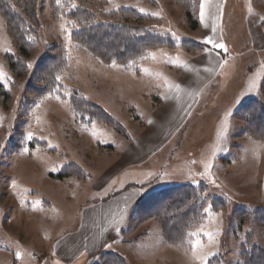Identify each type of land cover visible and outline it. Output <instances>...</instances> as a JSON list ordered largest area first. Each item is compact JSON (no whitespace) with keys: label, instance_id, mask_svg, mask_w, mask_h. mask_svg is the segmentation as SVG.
<instances>
[{"label":"rangeland","instance_id":"374dc122","mask_svg":"<svg viewBox=\"0 0 264 264\" xmlns=\"http://www.w3.org/2000/svg\"><path fill=\"white\" fill-rule=\"evenodd\" d=\"M1 1L0 264H69L55 254L58 240L81 229L86 209L132 181L146 196L203 185L208 203L180 245L163 237L159 220L133 213L108 247L126 264H244L249 247L264 250V139L240 112L263 99L264 52L254 50L250 29L253 20L264 23V0H227L219 77L165 148L101 191L95 185L114 174L130 140H142L145 121L163 109L178 69L205 49L201 24L190 30L177 0H37L34 18L17 0ZM80 6L93 17V47L111 41L118 27L126 48L103 55L88 47L80 39ZM145 34L161 40L140 51ZM89 257L85 251L72 264Z\"/></svg>","mask_w":264,"mask_h":264},{"label":"crops","instance_id":"0c3cea01","mask_svg":"<svg viewBox=\"0 0 264 264\" xmlns=\"http://www.w3.org/2000/svg\"><path fill=\"white\" fill-rule=\"evenodd\" d=\"M226 2L201 0L199 20L202 36L198 39L205 49L178 69V79L165 91L167 97L160 103L163 109L156 110L154 117L145 121L147 129L142 140H130L132 145L124 150L122 159L117 163L119 168L111 176L106 173L102 181L95 185L96 191L106 189L115 177L120 176L118 172H123L126 167L143 163L151 159L156 151L165 148L183 126L184 119L199 103L205 88L219 77L226 64L222 55L224 53L220 50V46L225 47L222 24ZM250 35L255 40L254 50L257 53L264 52V23L261 20H253ZM205 40L211 41V44H205ZM122 187L107 202L82 213L81 229L76 234L58 240L54 249L58 257L72 264L86 251L90 254L89 264L97 261L108 247L119 242L129 217L142 198L146 197L142 184L136 185L132 181L127 190Z\"/></svg>","mask_w":264,"mask_h":264},{"label":"trees","instance_id":"16d2710c","mask_svg":"<svg viewBox=\"0 0 264 264\" xmlns=\"http://www.w3.org/2000/svg\"><path fill=\"white\" fill-rule=\"evenodd\" d=\"M36 2L37 0H17L23 11L29 13L31 17H36ZM201 0H197L193 3V0H177V4L183 6L187 11V20L191 26L192 31H198L200 28V23L198 20L199 14V7ZM7 7L3 4L0 0V11H4ZM80 9H84L83 6H80ZM80 9H77L80 10ZM89 10L84 9L81 11L80 14L77 16L80 18L81 23L83 26V33L80 36V39L86 43L88 47L95 46L92 45V40L98 39L97 34H91L90 30V23L93 17L88 14ZM78 13V12H77ZM6 16L10 19L9 11H6ZM131 15L135 18L136 13L132 12ZM14 23V20H11ZM89 24V25H88ZM88 26V28H87ZM87 28V29H86ZM86 29V30H85ZM111 34H116V37L111 39V41L99 40L103 45H99L97 47H93L95 50H101L103 55H111L112 53H119L121 49L126 48V36L121 35L120 29L118 27L114 28ZM92 35V36H91ZM120 37L118 38V36ZM84 36V37H83ZM142 41L139 42V50L142 51L147 47L146 44L155 43V40H161V38L156 37L155 35L147 36L145 34L144 37H140ZM136 39V40H138ZM111 42V43H109ZM135 42V41H134ZM98 43V42H97ZM136 43V42H135ZM137 47V43L135 44ZM205 47V45H203ZM204 49V48H203ZM263 93V99L251 100L240 108L241 114H246L249 120V123L254 125V129L256 130L257 134L255 135L260 138L264 139V79L261 84V90ZM81 108V107H79ZM95 110H98L100 114V118L102 120L110 121L109 116L106 113L102 112L98 107L93 106ZM256 121V122H255ZM250 127L252 129V125ZM258 124V125H257ZM83 176L84 173H81ZM64 176L61 174L60 178ZM206 189L203 185L194 186L190 184L178 185L169 187L163 190L156 191L155 193H151L145 198H142L141 202L138 204L136 209L133 211L134 214L142 221V220H149L151 218H155L159 220V224L162 226V234L163 237L167 239L169 244L173 245H180L185 242V236L190 231L194 225L198 224L199 221L202 219L203 211L207 206V201L202 198L201 192ZM221 204L215 199L214 200V208L219 209ZM132 213V214H133ZM131 214V215H132ZM247 215H250L249 213ZM262 222H259V230L264 231V215L260 219ZM241 222L244 223L243 218ZM123 230L122 234H124ZM110 250L104 251L98 260L99 264H126V261L123 258H120L119 255H114L110 253ZM245 253V263L244 264H264V250L254 247ZM97 263V264H98Z\"/></svg>","mask_w":264,"mask_h":264},{"label":"snow or ice","instance_id":"6c2138e0","mask_svg":"<svg viewBox=\"0 0 264 264\" xmlns=\"http://www.w3.org/2000/svg\"><path fill=\"white\" fill-rule=\"evenodd\" d=\"M204 43H205V44H211V41H209V40H205ZM220 50H221V51H224L223 46H220ZM17 258L19 259V257H17Z\"/></svg>","mask_w":264,"mask_h":264}]
</instances>
